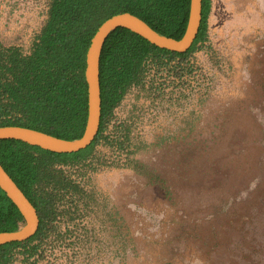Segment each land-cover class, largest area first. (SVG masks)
Segmentation results:
<instances>
[{
    "label": "rangeland",
    "instance_id": "1",
    "mask_svg": "<svg viewBox=\"0 0 264 264\" xmlns=\"http://www.w3.org/2000/svg\"><path fill=\"white\" fill-rule=\"evenodd\" d=\"M45 4L0 0V18L34 31ZM186 62L122 99L106 132L125 123L123 150L65 167L79 192L57 200L34 264H264V0H210Z\"/></svg>",
    "mask_w": 264,
    "mask_h": 264
},
{
    "label": "trees",
    "instance_id": "2",
    "mask_svg": "<svg viewBox=\"0 0 264 264\" xmlns=\"http://www.w3.org/2000/svg\"><path fill=\"white\" fill-rule=\"evenodd\" d=\"M189 4L190 0H46L43 20L25 49L0 43V126L26 127L66 140L81 137L87 117L85 54L99 25L128 12L154 31L179 40L187 25ZM209 11L210 0H201L200 26L184 53L157 48L125 28L109 33L99 59V128L85 149L57 154L17 140L0 141V165L39 218L32 237L0 246V264H14L16 252L24 262L38 261L31 259L41 254L43 239L58 220L57 200L65 192H79L76 182L55 166L93 169L88 160L99 143L123 150L129 139L125 123L114 135L106 132L114 111L128 92L164 90L173 70L182 77V64L206 38ZM22 223L20 212L0 189V232L14 231Z\"/></svg>",
    "mask_w": 264,
    "mask_h": 264
},
{
    "label": "water",
    "instance_id": "3",
    "mask_svg": "<svg viewBox=\"0 0 264 264\" xmlns=\"http://www.w3.org/2000/svg\"><path fill=\"white\" fill-rule=\"evenodd\" d=\"M201 22V0H190L187 25L179 40L166 37L148 26L139 17L122 12L102 22L94 35L85 54L84 80L87 92V117L81 137L66 140L50 134L26 127L7 125L0 126V141L11 139L21 141L30 146L57 154L75 153L88 147L97 135L100 122V86L99 59L105 39L117 28H125L151 45L171 52L184 53L192 45ZM0 189L16 206L23 217L22 225L8 232H0V246L23 242L32 237L38 228V215L33 205L17 187L0 165Z\"/></svg>",
    "mask_w": 264,
    "mask_h": 264
},
{
    "label": "crops",
    "instance_id": "4",
    "mask_svg": "<svg viewBox=\"0 0 264 264\" xmlns=\"http://www.w3.org/2000/svg\"><path fill=\"white\" fill-rule=\"evenodd\" d=\"M28 23L29 25H33L34 22L29 20ZM5 25L4 21L0 18V43L3 45L18 44L17 41H21L27 46L31 39V35L35 31H33L32 28L34 26H14L6 23Z\"/></svg>",
    "mask_w": 264,
    "mask_h": 264
},
{
    "label": "flooded vegetation",
    "instance_id": "5",
    "mask_svg": "<svg viewBox=\"0 0 264 264\" xmlns=\"http://www.w3.org/2000/svg\"><path fill=\"white\" fill-rule=\"evenodd\" d=\"M65 167H66V166H64V165H58V166H55V169H56V170L64 171V170H65ZM37 215H38V214H37ZM38 219H39V218H38ZM38 226H39V223H38ZM37 231H38V228H37L35 234L37 233ZM46 234H47V233H45V235H46ZM50 234H51V233L48 232V236H49Z\"/></svg>",
    "mask_w": 264,
    "mask_h": 264
}]
</instances>
